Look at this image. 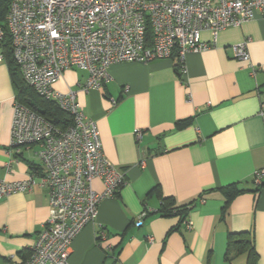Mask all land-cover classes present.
<instances>
[{
	"label": "crops",
	"instance_id": "obj_1",
	"mask_svg": "<svg viewBox=\"0 0 264 264\" xmlns=\"http://www.w3.org/2000/svg\"><path fill=\"white\" fill-rule=\"evenodd\" d=\"M210 39L201 33L202 42ZM243 42L247 63L232 51ZM184 64V75L172 58L113 64L108 81L88 92L81 90L84 71L68 70L54 84L61 93L77 92L104 156L125 176L117 196L102 200L96 221L73 240L69 264H249L247 253L226 255L228 235L241 233L253 241L255 264H264V187L252 182L264 169V18L220 31L214 47L187 53ZM14 101L3 59L0 181L33 175L35 185L0 200V264L26 260L49 217L38 146L10 147ZM135 131L142 134L138 140ZM233 184L246 192L230 201L223 217L220 190ZM91 185L103 191L101 180ZM165 198L176 206L194 202L189 227L183 222L168 233L179 221L158 214Z\"/></svg>",
	"mask_w": 264,
	"mask_h": 264
},
{
	"label": "built area",
	"instance_id": "obj_2",
	"mask_svg": "<svg viewBox=\"0 0 264 264\" xmlns=\"http://www.w3.org/2000/svg\"><path fill=\"white\" fill-rule=\"evenodd\" d=\"M256 15L264 18V0H9L6 29L22 79L37 96L67 113L71 124L64 130L54 127L14 101L10 147L38 146L49 217L30 256L7 264H69L73 240L96 221L101 201L117 196L125 183L124 173L104 156L97 125L83 113L77 92L54 89L64 72H86L81 90L88 92L108 81L110 65L148 63L174 54L184 75L187 53L214 47L220 31L240 27ZM202 32L210 33V42L201 41ZM4 35L0 26V42ZM232 51L237 60L249 62L245 42ZM141 136L135 131L137 140ZM96 179L103 184L100 193L91 185ZM263 179L264 169L253 174L252 182L259 186ZM34 185L33 175L16 183L0 181V200L31 192ZM146 215L139 216L137 226Z\"/></svg>",
	"mask_w": 264,
	"mask_h": 264
},
{
	"label": "trees",
	"instance_id": "obj_3",
	"mask_svg": "<svg viewBox=\"0 0 264 264\" xmlns=\"http://www.w3.org/2000/svg\"><path fill=\"white\" fill-rule=\"evenodd\" d=\"M8 5L9 0H0V26L5 33L3 41L0 42V56L2 57V60H5L8 66L9 77L15 92V101L39 114L45 121L49 122L54 127L64 130L71 124L70 116L63 112L54 102L46 101L37 96L36 93L24 83L20 70L13 59L11 39L7 32L5 22ZM172 59L175 60L174 54ZM175 67H178L176 60ZM259 187H264V184L259 185ZM259 187L257 188V192L259 191ZM220 191L225 199L222 207V216L224 217L227 214V208L230 201L237 195L246 191L239 189L235 184L223 187ZM193 208L194 202L182 206H176L172 198H165L161 203L158 214L161 217L178 218V225L168 232L171 233L176 231L178 226L183 222H187V216ZM98 240H100V238H98ZM231 253H247L249 264H255L257 260L253 241L250 239V235L246 233L228 235L226 255L228 256Z\"/></svg>",
	"mask_w": 264,
	"mask_h": 264
}]
</instances>
